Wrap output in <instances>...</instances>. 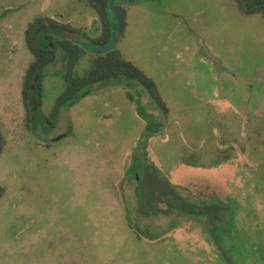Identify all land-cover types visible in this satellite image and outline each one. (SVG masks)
<instances>
[{"label": "rangeland", "instance_id": "1", "mask_svg": "<svg viewBox=\"0 0 264 264\" xmlns=\"http://www.w3.org/2000/svg\"><path fill=\"white\" fill-rule=\"evenodd\" d=\"M117 7L123 34L75 40L87 52L75 69L117 49L155 81L167 115L126 78L56 112L59 55L29 102L30 23L50 17L83 40L103 27L90 0H0V264H264V16L239 0Z\"/></svg>", "mask_w": 264, "mask_h": 264}, {"label": "trees", "instance_id": "2", "mask_svg": "<svg viewBox=\"0 0 264 264\" xmlns=\"http://www.w3.org/2000/svg\"><path fill=\"white\" fill-rule=\"evenodd\" d=\"M100 18L103 27V36L99 40H83V44L92 43L98 46L106 45L114 38L117 28L122 35L126 28V13L118 8L120 0H90ZM248 14L260 13L264 16V0H239ZM119 4V3H118ZM75 29L66 23L50 17H37L26 30V43L34 56L25 78L24 94L26 99L32 93L33 85L37 83L44 68L55 62L59 56H64L65 67L62 74L65 88L56 106L59 111L68 101L74 102L80 95H86L100 82L115 78H126L141 83L149 95L160 107L164 114L169 113L165 101L160 96L158 86L141 68L127 60L117 49L95 51L92 54L91 64L82 73L75 69L80 60L87 54L85 46L76 42ZM68 32V35H67ZM78 32V31H76ZM72 37V39H71ZM74 39V40H73ZM61 50V55L58 53ZM37 81V82H36ZM5 148V136L0 125V158ZM5 187L0 185V202L5 194Z\"/></svg>", "mask_w": 264, "mask_h": 264}, {"label": "flooded vegetation", "instance_id": "3", "mask_svg": "<svg viewBox=\"0 0 264 264\" xmlns=\"http://www.w3.org/2000/svg\"><path fill=\"white\" fill-rule=\"evenodd\" d=\"M118 3H120V2H118ZM77 38H76V40H79V39H81V37L79 36V35H77L76 36ZM79 41H81V40H79ZM34 95V93L32 92V93H29L28 94V97H27V99L29 100V102H30V100H31V98H32V96ZM37 102H38V105H37V107L38 108H36V106H34V105H32L31 107H32V110H33V112H32V116H31V119L32 118H34L35 120H36V124L37 125H43L44 124V119H43V114H41V112H40V109H39V107H40V99L39 98H37ZM41 114V115H40ZM52 127H54V125L52 124ZM46 131V130H45ZM48 131V130H47ZM46 131V132H47ZM48 133V132H47Z\"/></svg>", "mask_w": 264, "mask_h": 264}, {"label": "water", "instance_id": "4", "mask_svg": "<svg viewBox=\"0 0 264 264\" xmlns=\"http://www.w3.org/2000/svg\"><path fill=\"white\" fill-rule=\"evenodd\" d=\"M120 1H121V2L129 1V2H132V3H136V2H138V1H140V0H120ZM36 82H37V81H36ZM36 84H37V83H35V84L33 85V89H35Z\"/></svg>", "mask_w": 264, "mask_h": 264}]
</instances>
